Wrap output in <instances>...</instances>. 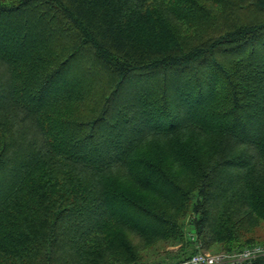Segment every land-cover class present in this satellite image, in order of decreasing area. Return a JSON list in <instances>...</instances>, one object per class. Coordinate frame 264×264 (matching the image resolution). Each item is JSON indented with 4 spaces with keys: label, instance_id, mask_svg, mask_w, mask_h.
Masks as SVG:
<instances>
[{
    "label": "trees",
    "instance_id": "16d2710c",
    "mask_svg": "<svg viewBox=\"0 0 264 264\" xmlns=\"http://www.w3.org/2000/svg\"><path fill=\"white\" fill-rule=\"evenodd\" d=\"M263 225L264 0H0V264H179Z\"/></svg>",
    "mask_w": 264,
    "mask_h": 264
},
{
    "label": "rangeland",
    "instance_id": "374dc122",
    "mask_svg": "<svg viewBox=\"0 0 264 264\" xmlns=\"http://www.w3.org/2000/svg\"><path fill=\"white\" fill-rule=\"evenodd\" d=\"M82 79L87 80V84L83 86V93H85V106L82 107L83 111L92 110V108H96L98 103L100 102L105 88L104 77L101 76H93L89 75L84 71ZM256 241L262 242L264 241V225L258 229L252 235ZM183 248V244H179L177 246H167L163 243H158L151 247L145 253L144 264H175V260L171 259L168 252H178ZM183 252V251H182ZM209 253L217 254L220 253L217 249L212 250ZM165 262V263H163Z\"/></svg>",
    "mask_w": 264,
    "mask_h": 264
},
{
    "label": "built area",
    "instance_id": "2783aa9c",
    "mask_svg": "<svg viewBox=\"0 0 264 264\" xmlns=\"http://www.w3.org/2000/svg\"><path fill=\"white\" fill-rule=\"evenodd\" d=\"M261 258H264V245L256 244L232 253L200 251L179 264H252Z\"/></svg>",
    "mask_w": 264,
    "mask_h": 264
}]
</instances>
